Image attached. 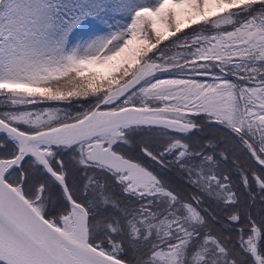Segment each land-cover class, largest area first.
Returning a JSON list of instances; mask_svg holds the SVG:
<instances>
[{"label": "snow or ice", "instance_id": "snow-or-ice-1", "mask_svg": "<svg viewBox=\"0 0 264 264\" xmlns=\"http://www.w3.org/2000/svg\"><path fill=\"white\" fill-rule=\"evenodd\" d=\"M0 264H264V0H0Z\"/></svg>", "mask_w": 264, "mask_h": 264}, {"label": "trees", "instance_id": "trees-1", "mask_svg": "<svg viewBox=\"0 0 264 264\" xmlns=\"http://www.w3.org/2000/svg\"><path fill=\"white\" fill-rule=\"evenodd\" d=\"M201 135H202V133H197L196 136L194 137V139H198L199 136H201Z\"/></svg>", "mask_w": 264, "mask_h": 264}, {"label": "flooded vegetation", "instance_id": "flooded-vegetation-1", "mask_svg": "<svg viewBox=\"0 0 264 264\" xmlns=\"http://www.w3.org/2000/svg\"><path fill=\"white\" fill-rule=\"evenodd\" d=\"M205 133H202V135H204Z\"/></svg>", "mask_w": 264, "mask_h": 264}]
</instances>
